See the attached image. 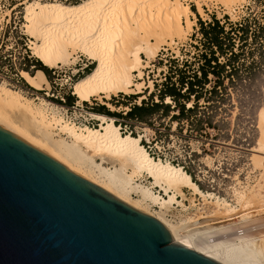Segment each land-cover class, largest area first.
Masks as SVG:
<instances>
[{
	"label": "rangeland",
	"instance_id": "374dc122",
	"mask_svg": "<svg viewBox=\"0 0 264 264\" xmlns=\"http://www.w3.org/2000/svg\"><path fill=\"white\" fill-rule=\"evenodd\" d=\"M35 1L79 4L84 0L66 2L60 0L0 1V17L2 19L6 17L2 22V29L0 27V74L7 78L12 74L10 67L12 63L26 61L28 55L33 59V62L27 64V69L24 70L33 74L38 69V58L29 47L32 41L31 36L25 32L23 27L26 4ZM181 1L189 3L191 9L194 8V10L192 9L193 13L190 14L193 27L187 34L176 36L172 42L167 39L161 45L155 58H146L142 54L144 63H147L143 68V76L140 77L138 72H135L133 76L135 82L143 83L139 90L133 86L135 91L132 92H119L110 98L93 97L90 101H80L73 94V86L95 67V64L80 51L73 54L76 57L75 63L57 69L46 66L45 74L49 87L36 89L29 85L23 77H21L20 83L22 89L19 90L6 83H1L2 81L0 84L33 99L36 105L41 104V100L53 103L56 108L61 110L60 113L64 112L63 116L61 114L63 118L79 126L97 127L99 122L91 118L89 114L96 112L92 107L105 105L116 113L108 116L114 117L123 134L141 135L142 144L145 143L144 146L150 155L152 153L154 159L181 166L185 171L188 170L204 194H210H195L193 190L186 187L187 198L182 200V204L181 202L173 203L170 204L169 209H166V217L174 224L180 225L179 228L176 224L180 233L183 231V234L190 235L191 233L192 236L195 235L198 238L199 242L202 241L207 245H213L222 240L223 242L237 240L240 236L241 238L258 239L264 235V147L261 152L256 151L264 139V120L259 117V111L264 107V48L259 46L260 42H264V0L234 2L231 8L216 0H201L202 13L198 11L197 0ZM214 16L220 19L223 24L227 22L243 23L244 21L249 23L248 42L258 45V47L252 50L251 54L252 48L247 44L244 51L237 57L239 61L247 62L245 67L237 69V71L229 70V76L225 78L221 76V83L217 84V93L206 92L200 99L199 110L189 118H172V115L178 114V110L173 106L167 114L159 109L149 117L146 115V118L140 120L126 117V112L129 111L131 104H140L143 99L150 97V93L157 90L155 83L159 85L158 88L161 87L173 59H177L179 64H182L185 59L192 60L194 58V55L198 53L196 45L199 43L192 35L198 31V17L204 21H210ZM9 17L11 18L9 19ZM226 27L229 29L230 25L228 24ZM239 51L237 49V52ZM5 56L6 59H3ZM252 59L255 62L250 64ZM212 79L209 87L215 84V77ZM209 94L211 97L208 100ZM55 97H58L56 102H54ZM61 97L65 99L64 103L60 100ZM154 99L158 100L157 97ZM167 102H170V99H167ZM192 103L190 101L187 105L191 106ZM117 113L123 115L118 116ZM10 117V120L16 123L22 122L18 121L21 119L18 115H10ZM24 126L28 130L30 129V132L37 133L31 124L24 123ZM52 137L54 139L63 138L67 144H71V139L57 129L54 130ZM72 148L74 151L69 150L76 156L75 159L84 160L78 163L84 162L85 164L86 162L84 166L87 167L86 169L98 172V165L103 168L110 166L92 154L90 156L88 152L83 151L91 158H87L88 156H85L82 151L80 153L83 156H80L78 150H75L76 147ZM62 149L66 150L65 147ZM69 154H67L68 157L74 158L72 154ZM119 177H116L118 184L126 186L127 189H131V186L135 184L132 182L131 185L128 183L129 186L124 185L125 181H122L121 177L120 180ZM150 181L149 178H146L141 183L138 182L140 185L147 186ZM154 192L160 194V190L157 188L154 189ZM130 194L134 198L140 196L138 192L132 190ZM152 208L159 209L158 205L155 207L154 204ZM242 213L245 214L220 224L224 225L223 228L236 230L237 234L229 235V240L225 236H216L204 231V228L202 230L198 228L200 224L197 222L203 215L214 218L220 215L232 216L233 214L237 216ZM193 226L196 230L198 229L196 232Z\"/></svg>",
	"mask_w": 264,
	"mask_h": 264
},
{
	"label": "bare ground",
	"instance_id": "6f19581e",
	"mask_svg": "<svg viewBox=\"0 0 264 264\" xmlns=\"http://www.w3.org/2000/svg\"><path fill=\"white\" fill-rule=\"evenodd\" d=\"M216 1L231 8L232 3L245 0ZM196 4L198 11L202 13L201 0H197ZM191 13V5L181 0H84L79 4L35 1L26 4L23 27L32 39L29 47L43 65L57 69L75 63L76 57L73 54L77 51L95 64L93 70L73 86V94L80 101H90L93 97L110 98L119 92L135 91L133 86L139 90L143 83L135 82L133 76L135 72L140 77L143 76V68L147 63H144L142 54L146 58H155L167 39L172 42L176 36L187 34L193 27ZM21 76L36 89L49 87L42 69H37L33 74L24 70L21 71ZM41 101V104L36 105L33 99L0 84V127L109 195L151 217L167 230L172 240L179 241L189 249L219 264H264V235L258 239L240 236L237 240L233 237L228 242L225 240L237 232L223 228L224 225L220 224L245 213L214 218L203 215L199 219L197 223L200 225L197 226L200 230L204 228V231L213 235L225 236L224 242L222 240L207 245L202 239L199 242L190 232V235L183 234L184 231L180 233V225L166 217V209L173 203L182 204V200L187 198L186 187L195 194L208 193L204 194L181 166L154 159L141 143V135L123 134L114 117L97 112L89 114L99 122L97 127L79 126L63 118L64 112L60 113L61 110L53 103ZM10 115H18L21 118L18 121L23 123L10 120ZM259 117L264 120V107L260 109ZM24 123L31 124L37 133L30 132ZM55 129L66 134L71 139V144H67L63 138L54 139L52 136ZM262 141L256 149L258 152L264 147ZM71 146L76 147L78 155L83 156V153L91 158L89 155L92 154L110 166L103 168L98 165V172L86 169V162H81L84 165L78 163L83 159H75ZM67 154H72L74 158L71 159ZM118 176L126 182L124 185L129 186L132 182L135 184L127 189L118 184ZM146 178L151 180L149 184L140 185ZM155 188L160 190L159 195L154 192ZM131 190L138 192L140 196L132 197ZM153 204L155 207L158 205L159 209L152 208Z\"/></svg>",
	"mask_w": 264,
	"mask_h": 264
},
{
	"label": "water",
	"instance_id": "95a60500",
	"mask_svg": "<svg viewBox=\"0 0 264 264\" xmlns=\"http://www.w3.org/2000/svg\"><path fill=\"white\" fill-rule=\"evenodd\" d=\"M0 264H219L0 127Z\"/></svg>",
	"mask_w": 264,
	"mask_h": 264
},
{
	"label": "trees",
	"instance_id": "16d2710c",
	"mask_svg": "<svg viewBox=\"0 0 264 264\" xmlns=\"http://www.w3.org/2000/svg\"><path fill=\"white\" fill-rule=\"evenodd\" d=\"M192 9L194 10L193 7ZM226 24L221 23V20L215 16L210 21H204L201 17H198V31L192 35L199 43V45H196L198 53L194 55L192 60L185 59L182 64H179L177 59H173L161 87L158 88L159 85L155 83L157 90L150 93V97L143 99L140 104H131L129 111L126 112V117L140 120L146 118V115L149 117L159 109L167 114L171 111L172 106L178 110L177 115H172L174 119L193 116L199 110L200 99L203 98L206 92L217 93V84L218 82L221 83V76L225 78L229 76V70L237 71V69L245 67L247 62H244V60L241 62L237 58L244 51V47L249 44L252 48L250 50L251 54L252 50L258 47V45H252L251 42H248L250 28L248 22H227ZM228 24L230 25L229 29L226 27ZM237 41L242 43L240 44ZM259 46L264 48V42H260ZM237 49L240 51L237 52ZM253 62H255L254 59L250 64ZM37 66L39 70L42 69L46 73L47 68L39 59H37ZM212 77H215V84L209 87L213 80ZM24 84L29 87L26 83ZM154 97H157L158 100L156 101ZM210 97L209 94L207 99L209 100ZM167 99H170V102H167ZM190 101L193 103L188 106L187 103ZM92 109L105 115L116 114L105 105L92 107ZM117 114L118 116L123 115L121 113ZM207 119H209L208 116ZM186 172L190 173L188 170Z\"/></svg>",
	"mask_w": 264,
	"mask_h": 264
},
{
	"label": "built area",
	"instance_id": "2783aa9c",
	"mask_svg": "<svg viewBox=\"0 0 264 264\" xmlns=\"http://www.w3.org/2000/svg\"><path fill=\"white\" fill-rule=\"evenodd\" d=\"M2 1V0H0ZM60 1H63V2H66V1H70V0H60ZM4 18L6 17H0V27L2 29V22L4 20ZM11 17H9L10 19ZM3 59H6V56L3 57ZM26 61H23L21 63H12V65L10 66L11 67V70H12V74L9 78L5 77L4 75L0 74V81L2 82H5L7 83L8 85L14 87V88H18V89H22L21 88V81H22V76H21V71H23L24 69H27L26 66L27 64H31L33 62V59H31L30 55H28V59H25ZM58 97H55V100L54 102H56V99ZM60 100L64 103L65 102V99L63 97L60 98Z\"/></svg>",
	"mask_w": 264,
	"mask_h": 264
}]
</instances>
